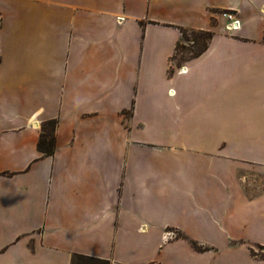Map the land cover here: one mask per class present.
<instances>
[{
	"label": "crops",
	"instance_id": "1",
	"mask_svg": "<svg viewBox=\"0 0 264 264\" xmlns=\"http://www.w3.org/2000/svg\"><path fill=\"white\" fill-rule=\"evenodd\" d=\"M263 37L264 0H0V264H264Z\"/></svg>",
	"mask_w": 264,
	"mask_h": 264
},
{
	"label": "trees",
	"instance_id": "2",
	"mask_svg": "<svg viewBox=\"0 0 264 264\" xmlns=\"http://www.w3.org/2000/svg\"><path fill=\"white\" fill-rule=\"evenodd\" d=\"M187 32H190L194 35L198 34V36H194L189 39L187 38V35L185 37ZM212 36L213 33L211 31L181 29V40L184 38L188 43L191 41V44H181L180 40L175 47V56L179 54V51H181V53L185 51L188 52L187 55L183 56L185 59L199 56L207 49ZM56 123V120L53 119L47 120L41 124V133L37 142V149L42 155H52L54 152ZM189 242L197 250L204 251L210 249L208 246H203L190 238ZM252 252L255 254L254 251ZM71 264H110V261L84 254H73L71 258Z\"/></svg>",
	"mask_w": 264,
	"mask_h": 264
},
{
	"label": "built area",
	"instance_id": "3",
	"mask_svg": "<svg viewBox=\"0 0 264 264\" xmlns=\"http://www.w3.org/2000/svg\"><path fill=\"white\" fill-rule=\"evenodd\" d=\"M230 15V14H228ZM239 25V21L238 20H233L231 21L229 24H228V29H236ZM180 70H183L180 69ZM176 231L175 230H168V231H165L164 234L162 235V239L165 241V240H168L172 237H174L176 235Z\"/></svg>",
	"mask_w": 264,
	"mask_h": 264
},
{
	"label": "rangeland",
	"instance_id": "4",
	"mask_svg": "<svg viewBox=\"0 0 264 264\" xmlns=\"http://www.w3.org/2000/svg\"><path fill=\"white\" fill-rule=\"evenodd\" d=\"M186 35H187V38H189V39H191L192 37H194V36H198V34L197 35H194V34H192V33H190V32H187L186 34H185V37H186ZM181 44H191V41L188 43L184 38L181 40ZM188 54V52L187 51H185V52H183V53H181V51H179V59L181 60V58H183V56H185V55H187Z\"/></svg>",
	"mask_w": 264,
	"mask_h": 264
}]
</instances>
